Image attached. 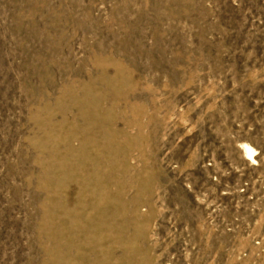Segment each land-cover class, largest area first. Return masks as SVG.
I'll return each mask as SVG.
<instances>
[{
	"label": "rangeland",
	"instance_id": "rangeland-1",
	"mask_svg": "<svg viewBox=\"0 0 264 264\" xmlns=\"http://www.w3.org/2000/svg\"><path fill=\"white\" fill-rule=\"evenodd\" d=\"M0 264H264V0H0Z\"/></svg>",
	"mask_w": 264,
	"mask_h": 264
},
{
	"label": "bare ground",
	"instance_id": "bare-ground-1",
	"mask_svg": "<svg viewBox=\"0 0 264 264\" xmlns=\"http://www.w3.org/2000/svg\"><path fill=\"white\" fill-rule=\"evenodd\" d=\"M243 151L245 153V156L248 160L254 161V157L256 155V151L250 147L249 145H243Z\"/></svg>",
	"mask_w": 264,
	"mask_h": 264
}]
</instances>
